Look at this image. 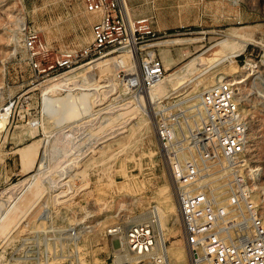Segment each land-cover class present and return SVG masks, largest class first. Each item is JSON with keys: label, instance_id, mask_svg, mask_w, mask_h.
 <instances>
[{"label": "rangeland", "instance_id": "374dc122", "mask_svg": "<svg viewBox=\"0 0 264 264\" xmlns=\"http://www.w3.org/2000/svg\"><path fill=\"white\" fill-rule=\"evenodd\" d=\"M123 1L131 18H147L155 32L141 49L153 50L159 58L160 50L179 55L164 76L187 68L190 72L173 95H155L148 108L141 101L147 132L135 129V115L129 111L142 92H131L122 83L137 71L142 51H116L58 75H34L22 44L24 26L36 28L53 54L87 45L94 16L84 13L77 0H0V109H6L0 129V227L7 212L22 210L16 228L5 239L0 236V264L108 262L122 235L111 236L107 229L118 225L122 232L129 224L145 222L150 206L161 208L158 191L164 184L175 202L154 132L157 102L172 105L190 124L202 82L209 81L207 90L218 74L231 85L242 80L233 86L249 124L247 167L258 172L252 187L264 213V0ZM230 32L247 42L243 50L241 39L224 43ZM249 59L254 69L244 78L240 68ZM189 92L197 95L193 103L187 100ZM76 128L75 135L67 131ZM88 142L96 146L77 155ZM169 217L163 221L164 244L182 249L191 264L178 220L173 221V213Z\"/></svg>", "mask_w": 264, "mask_h": 264}, {"label": "built area", "instance_id": "2783aa9c", "mask_svg": "<svg viewBox=\"0 0 264 264\" xmlns=\"http://www.w3.org/2000/svg\"><path fill=\"white\" fill-rule=\"evenodd\" d=\"M77 2L84 13L94 16L87 45L52 54L37 37L36 28L23 27L22 44L34 75H58L116 51L131 53L134 48V54L142 51L137 71L122 83L131 92L143 93L164 78L160 58L153 50L140 48L155 34L147 18H129L119 0ZM234 92L227 78L218 80L200 94L188 116L190 124L184 115L171 110L172 105L157 102L154 112V132L168 164L180 236L191 264H264V213L252 187L259 176L247 167L249 124ZM77 129L67 131L75 135ZM93 147L88 142L76 154ZM147 211L145 222L129 224L122 232L118 225L107 229L111 236L122 235L124 257L114 259L118 251L113 249L112 258L100 264H171L164 241L158 240L159 209L152 205Z\"/></svg>", "mask_w": 264, "mask_h": 264}, {"label": "bare ground", "instance_id": "6f19581e", "mask_svg": "<svg viewBox=\"0 0 264 264\" xmlns=\"http://www.w3.org/2000/svg\"><path fill=\"white\" fill-rule=\"evenodd\" d=\"M119 4H120L121 10L124 11V12H126L125 11V8H124V5L122 3V0H119ZM238 37H240V36H239V34L237 32H230L228 34V36H227V41H225L224 43L226 44L229 40H237L238 41V39H241L242 38V37L241 38H238ZM236 38H238V39H236ZM241 40H242L241 43H242V50H243L244 49V46H245V44L247 42L244 41L243 39H241ZM173 43H175L174 40L168 42L169 45H171ZM221 43H222V45H225L223 42H221ZM239 43H240V41H239ZM162 44L163 43L157 44V46H161ZM140 48H141V46H140ZM131 49H132V51H134V48H131ZM131 49H130V51H131ZM124 53L125 54H128L129 52L128 51H124ZM159 56H160V59L162 61V64H163L164 69H171L179 61L178 60L179 55H177L176 57H172L168 52H166L164 50H160ZM93 61H95V60H93ZM93 61H89V62L83 63V64H86V65H83L81 67H84V66L89 65L87 63H90V62H93ZM229 62H230V59H229ZM232 62H234V61H231V63ZM200 64H202V63H200ZM200 64H198V65H200ZM81 67H79V68H81ZM187 69H182L180 71H177V69H176L177 72H175V71H174V73L171 72L170 75H168L166 77L164 76L165 78H163L159 83L155 84L153 87H151V88H149L147 90H144L143 93H142L143 94L142 96L141 95H137L136 96V98H137L136 101L133 102V103L131 102L132 104H131L130 109H129L130 115L131 116L135 115L133 117V119L135 120L134 121V127H135V129L139 130L138 128L142 127L143 131H145V132H147V130L150 129L148 120L145 119V117L141 116V111L139 109V107H141V105H140L141 104V101L146 106V108H148L149 107V103H151V101H150L151 98L154 97L155 95H157V97L158 96L159 97L162 96V94H163V96H167V95H170L171 96L174 93H176L177 92L176 91L177 88L179 89V87L182 85L183 80L189 77L190 72ZM240 69H241V72L244 71L243 77L244 78H247L251 74V72L253 71V69H254V62L252 60H250V59L247 60L245 66L243 68H240ZM246 73H247V76L245 75ZM223 78H226L224 76V74H218V75H216V78L213 80V84H215L218 80L223 79ZM233 79H235V81H236L237 80V77L234 75V78ZM208 83H209V81L202 82V87L200 88V91H199L200 93L199 94L197 93L198 96H200V94L206 90V86H207ZM241 83H242V80L236 81L235 84H233V85H239ZM200 84H201V82L195 83V87L198 88L200 86ZM231 84H232V82H231ZM233 87H234V90H235V92H234L235 99H236L237 103L239 104V100H238V97H237V89H236L235 86H233ZM191 93L189 92V95L187 97V100L189 102H192L193 103V102L196 101L195 98H197L196 97L197 95L191 96ZM197 101L194 103L193 110L196 109ZM129 103L127 101L126 104L128 105ZM121 107H122V105H121ZM121 107H120V109H121ZM188 107H191L192 108V105H190ZM125 108H127V107L126 106L124 108L122 107L121 110L124 109V111L126 110L125 112H127L128 110L125 109ZM5 116H6V109L5 108L0 109V129L6 123ZM117 128L120 129L121 127L118 126ZM142 129H140V130H142ZM133 132H134V130L133 131H130L129 133H127L126 140H130L133 137ZM37 188H38L37 190L41 191V185H38ZM34 193H35V191H34ZM158 194H159V201L161 202V208H159V211H158V221L157 222L160 221L161 227H162V234H161L160 225H158V228H159V231H160L159 232L160 233V236H159L158 240H159V243L161 244L164 241L163 238H162V235H163L164 239L167 238V232H166V228L163 226V221L165 222V220H170V217L169 216H170L171 213L174 214V217L172 218L174 222L177 221L178 219H177V206H176V202H174L172 200V196H171V194L169 192V189H168V187H167L166 184L162 185L159 188ZM21 212H22V210L19 212L18 209L16 210V212L14 214H11V215H8L9 212H7L5 222L0 227V236H2L3 239H5L7 237V235H8V233L12 229L16 228L17 224H19L18 222L20 221V216L22 215ZM26 213H28V212H26ZM141 214L142 213H140V215ZM118 245H116V247H115L116 248V251H118L117 253L119 254V256H121V257L123 256L124 257V255H120L121 254V251H120L121 248L120 247H122V241L120 243H118ZM165 251H166L167 258L169 257L168 258L169 259V262L172 261V262H175L176 264H188L186 262V260H185V253L183 252L182 249H180V248L175 247V246L172 245L169 248H166V246H165ZM114 256H116V255H114ZM121 257L119 258V257L116 256V257H114V259H122L123 257L122 258Z\"/></svg>", "mask_w": 264, "mask_h": 264}, {"label": "crops", "instance_id": "0c3cea01", "mask_svg": "<svg viewBox=\"0 0 264 264\" xmlns=\"http://www.w3.org/2000/svg\"><path fill=\"white\" fill-rule=\"evenodd\" d=\"M122 3H123V5H124V8H125V11H126V14H127V16L129 17V18H131L130 17V15H129V10H128V7H127V5H126V3L122 0ZM131 19H134V18H131ZM22 158V162H25V161H27L28 159H27V157L26 156H22L21 157ZM29 169V168H28ZM27 168H24L23 167V170L25 171V172H28L29 170H28Z\"/></svg>", "mask_w": 264, "mask_h": 264}]
</instances>
